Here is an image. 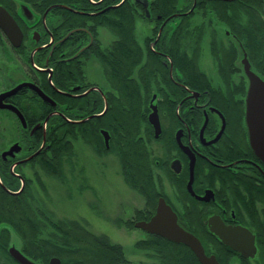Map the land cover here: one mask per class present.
Wrapping results in <instances>:
<instances>
[{
	"label": "flooded vegetation",
	"instance_id": "af4514ba",
	"mask_svg": "<svg viewBox=\"0 0 264 264\" xmlns=\"http://www.w3.org/2000/svg\"><path fill=\"white\" fill-rule=\"evenodd\" d=\"M125 1L138 13L132 39L144 54L142 67L127 71L125 90L129 100L120 97L122 87L117 72L113 74L115 80L108 72L113 69L107 57L113 56L114 44L123 38L101 21L103 15L110 25L119 22L113 13ZM152 1L0 0V7L10 14L22 33L19 47H13L0 31V48L7 44L18 63L27 67L23 80L2 89L0 94L28 83L54 103L44 101L29 87H22L3 100L23 117L25 127L12 111L0 109L15 119L21 140H31L40 127L43 138L35 150L24 149L21 140L14 141L20 150L13 156H3L11 145L0 148V167L7 163L9 173L20 187L23 181L24 187L27 178L21 167L35 165L31 161L44 149L49 121L85 125L102 118L110 105L132 110L135 101H130L129 92L136 84L141 93L138 104L152 135L146 147L155 160L153 176L162 193L158 198L176 214L178 225L199 241L206 257L214 258L218 264H264V163L249 144L245 120L248 79L243 63L245 57L250 70L261 77L250 61L246 45L248 30L257 29H253L254 22L264 26V0H175L174 11L165 18L151 10ZM23 8L31 15L26 17ZM139 21L145 23L140 39L136 35ZM10 52L0 54L3 62L13 60ZM71 68L77 70V78H71ZM92 73L97 77L94 80ZM1 75L5 76L3 68ZM36 101L43 105L40 115ZM151 106L156 107L160 125L157 138L148 122ZM42 116L45 118L40 120ZM28 122L32 125L28 126ZM102 131L108 134L107 147ZM98 132L108 149V130L99 127ZM152 143L160 144L161 158L154 154ZM173 161L178 165L172 169ZM119 167L121 174L120 164ZM0 185L3 186L1 179ZM182 187L186 196L181 195ZM136 193L143 200L142 207L116 224L143 234L133 247L150 260L151 251L135 245L149 240L151 234L134 227V223L148 221L155 209L149 218L135 220L136 213L149 210L146 198ZM189 198L191 205L186 203ZM184 217L190 218V229L184 227ZM221 231L223 238L217 234ZM191 253L193 264H201ZM124 260L119 264H135L125 257Z\"/></svg>",
	"mask_w": 264,
	"mask_h": 264
},
{
	"label": "trees",
	"instance_id": "16d2710c",
	"mask_svg": "<svg viewBox=\"0 0 264 264\" xmlns=\"http://www.w3.org/2000/svg\"><path fill=\"white\" fill-rule=\"evenodd\" d=\"M174 4L175 0H154L151 3V10L160 14L161 18H165L174 11ZM113 14L117 15L119 22L110 25L109 20L102 15V24L108 26L115 35L123 39L114 44L113 56H106L113 69L108 72L112 79L115 80L116 75L121 79L120 97L129 100L127 99L128 91L125 90L128 83L125 80L128 76L127 71L142 67L140 64L144 56L140 46L132 39L133 22L139 16L137 11L129 8L128 1L120 5ZM254 28L259 29L260 33H257V29L248 30L246 52L255 70L264 78V26L254 22ZM76 71L71 68V78L78 77ZM114 72L117 74L113 75ZM132 89L129 92L130 101L132 99L135 101L132 110H120L110 105L102 118L85 125L49 121L46 124L44 149L32 159L31 164H35L48 175L62 179L63 158L73 156V143L77 141L85 142L98 155L115 153L121 166L124 182L147 200L149 210L145 213H136L135 220H138L147 219L153 214L156 200L162 196V193L159 192L160 187L153 176L152 168L155 160L150 157L146 147L152 135L149 126L146 125L143 110L138 104L141 100V93L136 84ZM60 98L63 99V97ZM36 102L40 115L43 105L40 101ZM44 118L45 116H42L40 120ZM31 125V122H28V126ZM99 127L108 130L110 134L108 149H105L98 132ZM42 138L40 127L39 133L31 140L22 137L21 141L24 149L30 147L31 150H35ZM0 179L5 187L0 185V264H17L7 253L12 237L19 240V250L27 258L41 264H47L51 257L59 258L60 264H119L125 262L123 248L111 244L105 236L92 235L74 221L51 220L47 211L37 206L33 199L29 179L25 180L24 187L18 194L8 192H16L20 184L9 173L7 163L0 167ZM34 179L39 188L44 190L41 180L38 177ZM180 190L181 195L186 196L183 187ZM191 202L189 198L186 203L191 205ZM181 221L185 228L190 229L189 217H184ZM128 225L132 227V223ZM46 229H51L52 232L44 236ZM135 247L149 249L154 254L157 264H193L195 260L191 251L184 245L169 242L156 235H150L146 242H137Z\"/></svg>",
	"mask_w": 264,
	"mask_h": 264
},
{
	"label": "rangeland",
	"instance_id": "374dc122",
	"mask_svg": "<svg viewBox=\"0 0 264 264\" xmlns=\"http://www.w3.org/2000/svg\"><path fill=\"white\" fill-rule=\"evenodd\" d=\"M139 22L136 35L140 39L145 23ZM1 47L0 54L3 51L10 52L7 44L4 43ZM10 55L13 60L7 63L0 57V68H3L5 73V76H0V91L23 80V70L27 69L25 63H18L12 52ZM92 75V80L97 78L94 73ZM18 127L15 119L0 111L1 149L21 140ZM152 149L154 154L161 158L160 144L152 143ZM61 168L62 179L44 173L36 165L21 167V172L31 181L29 188L37 206L45 209L53 221H74L92 235L105 236L111 244L120 245L125 259L132 263L154 264L156 259L152 252L149 254L152 257L148 260L143 252H138L133 247L143 234L137 229L130 230L116 224L119 219L125 221L132 217V212L140 209L143 204L142 198L124 184L116 154L112 152L97 157L92 149L77 141L73 143V156L64 157ZM80 169L84 173L80 172ZM154 171L162 175L159 170ZM35 177L41 180L44 190L39 188ZM164 185L166 187L167 183ZM48 232L52 230L46 229L44 236ZM11 245L19 249L20 242L16 237H12L9 247Z\"/></svg>",
	"mask_w": 264,
	"mask_h": 264
},
{
	"label": "water",
	"instance_id": "95a60500",
	"mask_svg": "<svg viewBox=\"0 0 264 264\" xmlns=\"http://www.w3.org/2000/svg\"><path fill=\"white\" fill-rule=\"evenodd\" d=\"M23 9L26 17L31 15L26 8ZM0 31L7 37L13 47H19L22 41V33L10 14L2 7H0ZM243 63L245 75L248 79V88L245 97V120L249 144L255 155L264 163V80L250 70V64L245 57ZM22 87H29L35 90L44 101L52 103L53 105L54 103L40 89L28 83L20 84L14 89L0 94V109H9L12 111L18 117L22 127H25L26 124L20 112L12 105L3 104V100L6 97L12 95ZM148 122L154 130V137L157 138L160 134V125L155 106H151V113L148 116ZM37 127L38 125L35 126L34 129ZM102 135L105 146L107 147L108 134L107 132L102 131ZM43 144L44 139L42 145ZM19 150V145L14 143L3 153V156H13V154ZM175 164L178 165V162L173 161L170 164V168L173 169ZM22 189L23 181L18 191L10 193L18 194ZM134 227L140 228L151 235L159 236L169 242L184 245L194 253L201 264H218L214 258L206 257L199 241L191 233L185 231L178 225L176 214L162 198H158L155 212L150 219L148 221L136 222L134 223ZM217 234L223 238L224 231L217 232ZM226 244L229 243L226 242ZM229 245L233 246L232 244ZM7 253L8 256L17 264H39L27 258L14 245L8 247ZM49 264H59V259L56 257L51 258L49 260Z\"/></svg>",
	"mask_w": 264,
	"mask_h": 264
}]
</instances>
